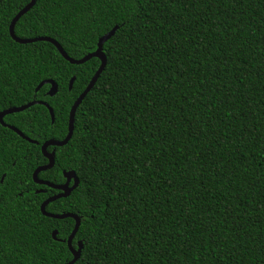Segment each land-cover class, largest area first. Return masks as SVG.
I'll use <instances>...</instances> for the list:
<instances>
[{"label": "trees", "instance_id": "1", "mask_svg": "<svg viewBox=\"0 0 264 264\" xmlns=\"http://www.w3.org/2000/svg\"><path fill=\"white\" fill-rule=\"evenodd\" d=\"M30 2L0 0V114L42 102L56 121L43 104L4 118L38 145L0 124V264H68L74 220L42 214L60 192L33 175L101 61L15 42ZM116 26L72 139L39 175L81 181L47 207L81 218L75 264H264V0H36L15 34L80 60ZM49 80L54 97L37 92Z\"/></svg>", "mask_w": 264, "mask_h": 264}, {"label": "water", "instance_id": "2", "mask_svg": "<svg viewBox=\"0 0 264 264\" xmlns=\"http://www.w3.org/2000/svg\"><path fill=\"white\" fill-rule=\"evenodd\" d=\"M35 5H36V0H31V2L24 9H22L17 14V16L14 18V20L12 21V23L10 25V34H11L12 39L15 42H17L19 44H24V45H26V44H33V43H37V42H47V43H50V44L54 45L58 49V51L61 53V55L65 58V60H67L69 63H71L73 65H82V64H85L88 61L96 58V59H99L101 61V66H100L101 71L103 69L105 71L107 65H105V62L104 61H107L108 62V59H107V56H106V54L104 52V45L112 37L115 36L116 32L119 30V27L118 26H116L111 32H109L108 34H106L105 36H103L102 38H100V40L98 42V48H97V50L95 52L88 54L83 59L75 60V59L70 58L68 56V54L66 53V51L64 50V48L60 45V43L57 42L56 40L52 39V38H49V37H38V38H33V39H20V38H18L16 36V34H15V28H16L17 23ZM101 45H103V47H101ZM103 72H100L99 70L97 71V73L92 78L90 84L88 85V87L86 88V90L84 91V93L78 98V100L73 105L72 109L75 110V117H76V113H77L78 108L81 106V104L83 103V101L85 100V98L88 96V94L94 89L95 85L97 84V82L100 79V77L103 74ZM75 81H76V77L72 78V80L70 82V87H69L70 91L73 89V85H74ZM41 85H43V86L41 87ZM46 85H50L51 86L48 94H49V96L54 97L58 93V90L59 89H58V85L54 81H52V80L44 81L42 84H40V86L37 88V92H39ZM37 104H43L44 106H46L49 109L50 114H51V118H52V123H53V117L55 116V113H54L53 109L47 103L33 102V103H30V104L25 105V106H22V107H14V108H10L8 110H5L4 112H2L0 114V124L2 126H4V127H7L9 129H11L15 133H17L19 136H21L23 139L27 140L28 142L38 145L39 143L37 141L31 140L25 134H23L20 130H18L17 128H15L13 126H9V125H7L4 122V118L6 116L11 115V114H16V113L24 112L25 110H28L30 107H33V106H35ZM75 117L73 118V114L70 113L69 133H68L67 137L63 141L50 140V141L45 142L42 145L43 155L45 156V158L48 159V162L49 163L47 165H45V166H40L39 168H37V170L34 172L33 178H34V181H35L36 184L42 185V186H47V187H50V188H52V189L57 190V191L60 192L59 194H57V195H55L53 197L48 198L42 204V206H41L42 214L45 217H48V218H51V219H55V220H65V219H68V218L73 219V220H78L80 222V227H81V218L78 217L75 214H72V213L51 214V213H48L47 212V207H48V205L50 203L55 202V201H57L59 199H62V198L69 197L73 191L70 192V193L67 192V191H65L64 190V187H66V186H64V184H62V185H55V184H52L50 182L42 181V180L39 179V175H40L41 172H45V171L51 170L55 166V161H53L52 153H49L48 152V149L50 147H54V148L64 147L72 139L73 134H74V130H75ZM69 136L71 137L70 139H69ZM55 153H56V151H55ZM65 175H69V173L66 172ZM72 175H74V173H72ZM75 175H76V178H78L76 172H75ZM77 188L78 187H76L75 190ZM39 192H41V191H39ZM73 231H76V229L74 228ZM77 233H78V231H76V235H77ZM57 235H58V231H55L53 233V238L55 240H57ZM75 237L76 236L69 237L68 240L71 239L72 246L69 247V249H70V251H71V253H72V255H73L74 259H75V263H76L80 259V257H81V254H82L84 245H83L82 242H79L78 249H74V247H73V241H74ZM68 240L65 241L67 244H68ZM72 261L70 263H68V264H72Z\"/></svg>", "mask_w": 264, "mask_h": 264}, {"label": "snow or ice", "instance_id": "3", "mask_svg": "<svg viewBox=\"0 0 264 264\" xmlns=\"http://www.w3.org/2000/svg\"><path fill=\"white\" fill-rule=\"evenodd\" d=\"M101 47H103V45H101ZM104 62H105V65H107V61H104ZM99 71H100V72H103L104 69L101 71V68H100ZM42 86H43V85H41V87H42ZM70 112L73 114V118H74V117H75V110L70 108ZM55 121H56V118H55V116H54V117H53V124H55ZM70 138H71V137L69 136V139H70ZM52 157H53V161H55V160H56V153H55V150H53V152H52ZM69 169H71V166H70V165H69ZM65 173H66V172L63 173V175H64V181H63V184H64V186H66V187H64V190L70 193V192H72V191H75V188H76V187H79L81 181H80L79 178H76V175H75V172H74V171H71V170L67 171V173H69V175H65ZM72 173H74V175H72ZM2 183H3V180L0 179V184H2ZM69 190H70V191H69ZM68 211H71V209H68ZM71 226H72L73 228H75L76 231H79V230H80V222H79L78 220H74V221H72V222H71ZM76 231L71 232V233L69 234L70 237H74V236H76ZM80 239H83V237H80ZM71 246H72V244H71V239H69V240H68V247H71ZM72 264H75V259H73Z\"/></svg>", "mask_w": 264, "mask_h": 264}]
</instances>
